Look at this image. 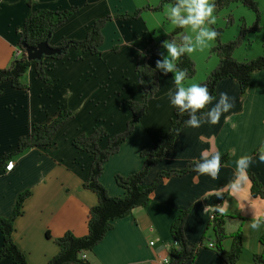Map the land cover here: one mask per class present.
<instances>
[{
	"label": "crops",
	"instance_id": "crops-1",
	"mask_svg": "<svg viewBox=\"0 0 264 264\" xmlns=\"http://www.w3.org/2000/svg\"><path fill=\"white\" fill-rule=\"evenodd\" d=\"M139 2L0 0V68L10 64L15 49L19 48L17 29L27 14L34 10L77 9L51 34L49 44L56 46L63 39L84 38L98 18L134 12ZM141 17L108 21L101 29L106 44L100 56L69 49L66 56L54 61L47 70L51 83L37 79L33 69H29L23 76V81L29 84L28 90L19 91L8 83L3 84L0 95V155L13 149L19 137L27 136L33 122H47L64 108L74 113L73 118L57 129L49 145L28 148L11 159L7 169L0 172V217H8L18 194L30 190L23 202V213L14 220L12 234L28 264H45L58 251L53 239L66 231L75 236L87 233V213L97 201L95 194L83 187L91 156L76 149L72 140L81 133H90L97 126L104 127L107 137L124 129L131 115L126 101L141 97L134 73L136 57L154 39ZM162 53L147 59L159 74L157 92L149 100L133 132L104 164L99 180L109 195H124V190L115 183L114 175L137 171L142 164L138 152L154 144L158 135L170 125L175 108L170 106L167 93L174 91L176 86L172 72L165 73L155 67L157 61L164 59ZM109 54L117 58L114 63L107 60L96 62ZM210 59L215 66L217 57ZM208 68L205 67L204 74L210 70ZM190 82L194 80L183 84L187 87L186 83ZM215 92L211 103L206 105L205 114L198 117L205 123L198 128L183 127L172 148L149 171L144 183L149 184L161 170L180 168L190 161L198 162L201 150H219L221 154H229L218 176L213 178L192 171L160 178L147 207H137L128 215L115 219L102 240L86 253L89 264H151L168 256V247L173 242L169 227L183 209L189 210L184 225L186 240L189 244H197L206 230L208 219L217 208L229 216L225 224L228 234L240 225L242 249L236 264H255L253 256L263 250L259 239L264 234V226L252 230L248 224L258 212L264 213V198L250 194L249 179L242 182L241 190L235 194L230 192L229 184L236 176V159L248 154L252 156L253 163L247 169L264 185V163L258 160V151L264 147V69L251 75L244 94L233 78L219 80ZM221 92L227 93L231 106L221 113L217 124L210 125L206 113L215 106ZM105 144L103 139L100 145L104 147ZM215 190L222 191L223 196L211 195ZM46 232L50 238L45 236ZM211 238L212 234L207 241L210 242ZM150 241L154 244L150 245ZM229 243L228 238L226 248ZM219 262L215 250L206 245L198 250L193 260L181 264ZM0 264L13 263L1 258Z\"/></svg>",
	"mask_w": 264,
	"mask_h": 264
},
{
	"label": "trees",
	"instance_id": "trees-1",
	"mask_svg": "<svg viewBox=\"0 0 264 264\" xmlns=\"http://www.w3.org/2000/svg\"><path fill=\"white\" fill-rule=\"evenodd\" d=\"M232 2H240L252 9L256 18L249 26L241 22L238 36L228 42L220 40L221 29L215 28L218 36L215 44L210 49V53L217 55L218 62L207 73L205 79L200 82L207 85L209 95L213 97L216 94L217 82L224 78L235 79L238 82L240 92L244 94L249 85L251 75L264 69V52L255 58L241 61L233 56V51L241 44L243 36L248 32L260 29L257 2L255 0H215L216 8L214 12L227 7ZM171 3L172 0H160L159 4L155 6L146 4L135 9L132 13L105 15L93 22L84 38L63 39L56 46L49 44L51 34L77 9L50 10L42 8L28 13L22 25L17 29L19 34L18 47L21 50L20 55L13 57L7 67L0 68V95L3 93L4 83H8L15 90H28L29 84L23 81V76L29 69H33L37 79L44 83H51V78L46 74L47 70L51 68V64L54 61L66 56L71 48L80 49L82 52H88L93 56H100L101 50L99 48L104 42L101 29L108 21L113 19H136L140 11L159 10L167 4L171 5ZM230 21L231 17L228 16L226 24H229ZM183 35L185 34L182 29L175 28L168 40L164 38L153 40L137 55L134 73L141 90V97L137 100L130 99L126 101L131 115L121 132L107 137L104 127L97 126L90 133H81L72 140V145L76 149L89 153L91 156L88 176L83 183V187L93 192L97 201L89 208L87 213V233L83 236H75L71 231H66L63 235L54 238L53 241L57 245L58 251L45 264H89L86 257L82 258L81 254L91 251L102 240L105 233L112 228L115 219L128 215L137 207H147L150 195L160 178L179 176L195 171L194 167L197 162L190 161L180 168L161 170L157 172L149 184L144 183L149 171L164 158L165 154L172 148L178 133L186 126L185 121L189 118L188 112L180 113L177 109H174L167 130L158 135L154 144L146 146L138 152L139 157L142 159L140 168L128 175H114L115 183L124 190L123 196L109 195L107 189L99 180L103 173L105 162L111 155L119 151L121 144L133 132L135 125L145 112L149 100L157 92L159 74L155 68L147 63V59L151 56L160 55V47L163 41H175L181 44ZM42 42H46L50 47L58 49L59 52L57 54L42 55L39 60H28L22 43L27 47H36ZM113 49L116 50V46H113ZM176 67L186 70L188 73L187 78H190L195 72L194 62L187 54H183L178 58ZM204 114L205 109L197 110L196 112L197 117H201ZM73 116L74 113L70 109L64 108L60 109L47 122H33L30 126L29 134L19 137L13 149L0 155V172L7 169L8 162L11 159L28 148L49 145L57 129L73 118ZM103 139L106 140L104 147L100 145ZM220 159L222 165L228 161L229 154H221ZM246 175L250 182V194L254 197L264 198V185L258 180L257 176L248 169H246ZM29 194L30 190L20 192L11 214L8 217H0V259H9L13 264H28L25 254L14 242L12 234L14 231V220L23 213V202ZM188 213V209L180 210L170 224L169 232L173 242L168 247L169 264H181L186 260H193L198 250L207 245L206 231L208 229L212 231L210 242L220 260L218 264H236L242 249L240 225L236 228V231L228 234L225 230V220L229 216L214 211L207 221L206 230L200 242L189 244L184 232ZM45 236L50 238L48 232L45 233ZM227 238L231 239L228 249L224 246V240ZM259 242L263 250L262 253L253 256V262L255 264H264V234L261 235Z\"/></svg>",
	"mask_w": 264,
	"mask_h": 264
},
{
	"label": "clouds",
	"instance_id": "clouds-1",
	"mask_svg": "<svg viewBox=\"0 0 264 264\" xmlns=\"http://www.w3.org/2000/svg\"><path fill=\"white\" fill-rule=\"evenodd\" d=\"M215 8V0H172L166 13L167 19L176 28L188 29L191 34L183 35L181 44L175 41H163V46L167 48V56L162 61H157L155 65L157 69H162L165 73H173V83L176 87L174 91L169 90L167 93L169 104L180 113L188 112L189 118L185 121V125L190 128H198L205 123L204 120L198 119L196 112L205 109V106L209 105L214 97L209 95L208 87L205 84L191 83L185 87L183 82L188 73L186 70L178 69L176 62L183 54L191 55L194 52L202 51L216 40L218 32L215 28L210 27L216 23V17L213 14ZM230 106L227 93L221 92L215 106L207 110V123L217 124L221 113L227 111ZM220 157L219 150H201L194 170L199 175H209L215 178L221 168ZM258 160L264 163V148L258 151ZM250 163H253V158L248 154L241 155L236 159V176L229 184L231 193H238L241 190L242 182H247L246 169ZM210 194L218 198L223 196V192L220 190H215ZM215 211L222 212L223 209L217 208ZM262 226H264V213L258 212L253 216L248 227L252 230H259Z\"/></svg>",
	"mask_w": 264,
	"mask_h": 264
},
{
	"label": "rangeland",
	"instance_id": "rangeland-1",
	"mask_svg": "<svg viewBox=\"0 0 264 264\" xmlns=\"http://www.w3.org/2000/svg\"><path fill=\"white\" fill-rule=\"evenodd\" d=\"M255 1L257 2L258 12H259L260 29L258 31H252L245 34L242 38L241 44L234 49L233 56L239 61L255 58L256 56L264 52V0H255ZM159 2L160 0H140L139 6L137 7L140 8L145 6L146 4L155 6L159 4ZM169 7L170 5L167 4L164 7H162V9L159 10H154V11L144 10V11H140L139 13V16H142L141 18L144 21L147 30L150 31L149 34L152 33L151 35H153L154 37L153 40H158L161 38L168 40V38L172 34V31L176 28L174 25L170 23V21L167 19L166 16ZM213 14L216 17V23L214 25H210V27L221 29L220 40L222 42H228L238 36L239 26L241 22H244L245 25L249 26L255 21L256 18L255 12H253L252 9H249L240 2H232L227 7H224L219 11L214 12ZM228 16L231 17V21L229 24H226ZM182 30L185 35L191 34L190 30L188 29H182ZM143 34L148 35V33H146L145 31H143ZM105 44H106L105 41L101 44L99 48L101 51L102 49H105ZM214 44L215 41L211 42L210 45L207 48L203 49L202 51L194 52L191 55L187 54L190 57V59L194 62V67H195L194 74L190 78H187L184 81L186 82L189 80H194V82L186 83L187 86L190 85L191 83H195V80L197 78L202 77V75L206 71L204 70L205 67L209 66L210 68L208 69L210 70L214 67L213 61L211 62L210 59L213 56L217 57L216 54L210 53V49ZM160 48H161L160 53L163 51L162 56L163 58H165L167 56V48L164 47L163 44ZM116 59L117 58L115 56L109 54L107 56L104 55V57H102L100 61L96 60V62L104 63L107 60L108 62L114 63V60ZM210 70H208L207 73H209ZM207 73L204 74L201 80H199V82L197 83L203 81ZM226 221L227 218L225 220V224ZM234 231H236V229ZM211 234H212L211 229H208L206 231V238L210 237ZM227 239L224 240V246ZM230 243H231V239H230ZM229 246L227 247V249L229 248Z\"/></svg>",
	"mask_w": 264,
	"mask_h": 264
},
{
	"label": "water",
	"instance_id": "water-1",
	"mask_svg": "<svg viewBox=\"0 0 264 264\" xmlns=\"http://www.w3.org/2000/svg\"><path fill=\"white\" fill-rule=\"evenodd\" d=\"M22 46L26 50V56L28 60H39L42 55L57 54L58 49L50 47L46 42L38 44L36 47H27L24 43Z\"/></svg>",
	"mask_w": 264,
	"mask_h": 264
},
{
	"label": "built area",
	"instance_id": "built-area-1",
	"mask_svg": "<svg viewBox=\"0 0 264 264\" xmlns=\"http://www.w3.org/2000/svg\"><path fill=\"white\" fill-rule=\"evenodd\" d=\"M20 53H21L20 48H16L15 51H14V53H13V57L19 56ZM149 244L150 245H153L154 242L153 241H150ZM207 245L210 246V247H212V243L211 242H207ZM81 257L82 258H85L86 257V254L85 253L81 254ZM139 264H144V263H139ZM151 264H169V256H165L163 258H159L158 260L152 262Z\"/></svg>",
	"mask_w": 264,
	"mask_h": 264
}]
</instances>
